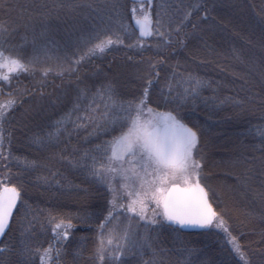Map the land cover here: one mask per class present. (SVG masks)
Listing matches in <instances>:
<instances>
[{"label": "snow or ice", "instance_id": "obj_1", "mask_svg": "<svg viewBox=\"0 0 264 264\" xmlns=\"http://www.w3.org/2000/svg\"><path fill=\"white\" fill-rule=\"evenodd\" d=\"M80 7L91 8L92 5H81L74 0L57 3L43 13L44 20L54 14L58 16L61 9L73 12ZM110 7L114 15L108 17L109 22H101L87 37H81L76 42V52L71 56L58 55L55 41L51 40L41 50L43 60L36 52L27 59L21 52L14 54L5 46L9 30L6 25L0 24V41H3L0 43V238L11 232L17 217L28 219L31 215L29 228L26 229L30 231L34 222L40 221L41 214H44L43 221L50 227L52 242L46 248L34 250L26 246L25 264H33L36 255L40 264H61L75 225L71 215L51 210L45 214L44 209L35 211L29 203L23 176L28 169L37 167L36 161H25L23 171L14 172L11 167L15 157L11 151L13 132L10 130V114L21 103L20 97L12 90V81L21 74L34 75L37 72L41 73V83L52 72L60 77L67 74L69 79L76 74L77 92L71 108L46 133L34 134L31 142L41 148L64 143L67 150L72 137H79L82 131L87 133L85 140L101 134L107 137L83 151L73 146L70 156L57 154L72 168L83 170L88 177L104 185L110 194L107 214L95 224L96 240L89 257L94 264H127L126 257L129 255L142 256L145 248L153 249L150 231L165 227L174 231L191 228L222 232L236 258L235 264H254L248 248L232 231L225 209L214 206V190L203 179L206 154L200 147V135L198 130L184 122L181 115L185 107L191 105L195 108L200 102L207 105L210 101L219 100L216 107L226 103H244L230 96L220 100L216 95L220 82H215L214 86L213 81L184 68L178 58L187 52V41L191 37L204 32L205 26L213 27L210 21L216 19L212 15L215 5L209 6L196 0L190 5L177 4L175 11L170 12L172 5L160 3L154 14L153 0H133L128 10L131 23L127 22L123 5ZM181 9L182 14L177 19L176 12ZM0 10H11L8 0H0ZM200 11L203 16L198 15L193 21V14ZM258 15L262 31L261 47L264 48V9ZM189 24L192 31H188ZM150 39L153 42L149 43ZM201 39L208 55H212L214 50L203 36ZM121 46L140 52L147 46L156 51V58L148 59L151 71L144 78L140 94L130 99L122 98L111 81L99 86H81L80 66ZM233 53L239 59L236 49ZM128 58L132 59L131 56ZM170 58L175 59V64L169 63ZM194 58L200 59L201 63L211 62ZM162 65L170 69V74L165 76L163 86L153 99V90L161 82L159 67ZM205 90H211L213 95L205 96ZM260 102L264 104V98ZM258 131L264 138V129ZM261 150L264 163V146ZM56 175L52 173L53 179ZM37 179L44 185L53 182L48 176ZM236 179L239 181L240 177ZM55 183L60 184V181L55 180ZM260 198L264 201V192L260 193ZM44 222H41L42 228ZM141 228L143 236L140 235ZM260 239L264 243V232L260 234ZM10 250L5 245L0 247V254ZM258 251L259 264H264V248ZM153 257L146 264H166L155 249ZM0 264L4 262L0 261ZM184 264H191V260Z\"/></svg>", "mask_w": 264, "mask_h": 264}, {"label": "trees", "instance_id": "obj_2", "mask_svg": "<svg viewBox=\"0 0 264 264\" xmlns=\"http://www.w3.org/2000/svg\"><path fill=\"white\" fill-rule=\"evenodd\" d=\"M102 1L74 0L81 5L91 4L90 10L96 9V4ZM109 1L113 2V0ZM216 1L204 0L203 3L211 6ZM67 2L69 0H8L11 10H0V24L6 25L9 30L5 46L15 53H23L26 59L28 58L26 52L31 54L36 52L43 60L41 50L44 46L48 45L50 40L55 41L54 38L62 33V28L69 32L72 23L86 15L88 7H80L73 12L61 9L58 16L54 14L47 21L44 20L43 13L48 12L53 5ZM218 2L224 5L212 12L216 17L215 20L210 21L213 27L205 26L204 32L191 37L187 41V52L178 58L184 68L213 81L214 86L215 82L219 81L221 87L216 95L220 100L230 96L241 99L244 103L242 105L226 103L216 107L219 100L210 101L207 105L200 102L195 108L191 105L185 107L181 115L188 126L198 130L200 146L206 154L205 168L215 174L220 189L216 207L225 209V216L232 231L248 248L254 264H259L258 249L264 248V243L260 239V234L264 232V201L260 198V193L264 192V163H262L261 150L264 146V138L258 131L264 129V104L260 102L264 98V48L261 47L262 31L258 13L264 9V0H218ZM226 2L231 4L226 5ZM43 5L48 7H42ZM111 5L113 4L108 5V8L100 9L107 18L113 15ZM198 15L203 16V12L193 15V21ZM55 18L58 23H55ZM188 31H192L191 24L188 26ZM42 32L45 35L42 36ZM201 36L214 50L212 55H208ZM70 44L71 40L65 42V53L69 52ZM56 48L58 54L60 47L56 45ZM125 49L122 46L113 48L112 51L115 53H109L108 57L111 59L109 58V63L103 65L91 59L89 63L87 62L90 69L85 72L93 71L97 67L104 71L103 69L109 67L110 62L116 57L125 59L126 56H131L130 60L138 62L134 63L137 66L142 65L149 57L156 58V51L152 49L143 51L140 55ZM233 49L237 50L239 59L233 53ZM194 57L211 62L201 63L200 59ZM183 59H186L185 63L182 62ZM175 62V59L170 58L169 63L175 64ZM159 70L160 85L163 86L164 78L170 74V69L162 65ZM82 72L84 68L80 69L78 75L81 76ZM21 76L12 84V90L20 97L21 103L10 114V130L16 133L13 134L11 150L15 148L13 152L15 151L16 159L23 160L24 157V161L37 162V167L28 169L25 172L26 177L23 178L27 192H30L31 204L35 211L44 209L45 214L51 210L72 216L75 227L72 230L73 235L66 244L61 264H94L89 257L96 240L95 224L102 215L107 214L110 194L104 185L88 177L83 170L72 168L67 160L59 159L57 154L70 156L73 146L83 151L107 137L101 134L99 137H89L85 140L87 133L82 131L79 137H72L71 145H68L67 150L64 143L47 148L34 145L31 137L36 133H46L69 109L67 98L58 108L48 113L38 112L29 115L24 119L26 129L24 128L21 134L17 133L18 131L13 129V122L20 124L23 113L21 110L26 103L29 104L30 99H35L36 103L40 99H49L51 90H54L50 101L57 102L58 92H63L66 83L71 81L77 83L75 77L71 79L67 75L60 77L55 72L50 73L43 83L39 72L34 75L21 74ZM95 76L99 78V75ZM203 94L208 97L213 95L211 90H205ZM73 97L71 94L68 101L72 103ZM19 138L21 142L14 147L16 143L14 139L19 140ZM54 156L56 158H53ZM52 173H57L54 179ZM40 176H48L53 182L51 185H44L37 179ZM236 177H240V180L238 181ZM55 180H59L60 184H56ZM43 216L44 214H41L40 221L34 222V227L30 231L26 229L29 228L31 217L15 219L11 232L5 238L10 242L9 264H25L26 246L34 250L38 247L46 248L52 242L50 227L43 221ZM41 222H44L43 228ZM163 229L167 233L173 231L178 237L177 241L169 243L167 242L169 238L159 236L157 242L152 243L153 249L160 254V258L166 264H184L189 259L191 264H235L236 258L230 252V245L226 243L223 233L213 237L214 233L211 232L183 234L168 227ZM153 249L145 248L142 256L129 255L126 257L127 264H146L152 261ZM77 252L80 254L76 255ZM33 264H40L39 259L34 260Z\"/></svg>", "mask_w": 264, "mask_h": 264}, {"label": "rangeland", "instance_id": "obj_3", "mask_svg": "<svg viewBox=\"0 0 264 264\" xmlns=\"http://www.w3.org/2000/svg\"><path fill=\"white\" fill-rule=\"evenodd\" d=\"M223 1V0H221ZM196 0H153V13L155 14V12L158 10L157 9V5H159L160 3H165V4H169L172 5L173 7L171 9H169V11H175V6L177 4L180 5H190L192 3H195ZM201 2L203 3L204 0H201ZM133 0H113L109 1V0H103L102 2H100V4H96V9H91L88 8L86 15L80 17V19H77L74 23H72V25L70 26V31L66 32L67 30H63L64 28H62V33L60 35H58L57 37L54 38L56 45H58L60 47V52H58V55H69L71 56L74 52H76V42L80 40L81 37H87V35L92 32L97 25L101 24V22L103 23H108V18L105 17V15L102 14V12H100V9L102 10V8H108V5L110 4H115V5H123V11L125 12V14L127 15L128 19L127 22L131 23V17H130V12L128 11L131 6H132ZM213 5H215V7L217 8H213L212 12L214 13V11L218 10L220 7H222L223 5L220 4V2H218V0L214 3H212ZM231 3H227L226 5H230ZM104 13V12H103ZM182 14V9L180 12H176V17L177 19H179V16ZM196 13H194L193 15H195ZM114 15V13H113ZM55 23H58L57 18H55ZM175 25H173L174 27ZM196 38V37H195ZM194 38V39H195ZM71 40V44H70V50L68 53L64 52V47H65V42H69ZM153 42L151 39L149 41V43ZM125 48V47H124ZM154 50V48H150V47H145V49L143 51H147V50ZM12 51V50H10ZM125 51H130L131 53L140 55V51L136 50V49H129L126 48ZM13 53H15V51H12ZM109 53H115L114 51L110 50L108 53H106L104 56L100 57H94L92 58L95 61L100 62L102 65L109 63V58L108 54ZM118 53V52H116ZM27 57L29 58L32 54L31 53H27L26 52ZM119 55V54H118ZM111 59V58H110ZM138 61V60H137ZM182 62H186V59H183ZM52 63V62H49ZM89 63V62H88ZM134 63H138V62H134L132 60H130L128 58V56H126L125 59H120L118 57H116L113 61L110 62L109 67H106L105 69H103L104 71H102L100 69V67H97L95 70L93 71H89V72H85L86 70L90 69L89 66H87V62L84 63L83 65H81L80 67L84 68V72H82L81 74V80L79 81V83L81 84V86H83V84H88V85H96L99 86L101 83L107 82V81H111L113 83V85L115 86V89L117 91V93L125 99H130L138 94H140V92L142 91V88L144 86V78L147 76V74L151 71V69L148 67V59L142 64V65H134ZM54 66V64H53ZM80 68V69H82ZM100 71V72H98ZM102 73V74H98V73ZM97 73V74H96ZM39 75V74H38ZM67 75V74H66ZM65 75V76H66ZM95 75H99V78L96 77ZM68 76V75H67ZM95 76V77H94ZM22 77L21 75L19 76V78ZM76 77V74H73L71 78ZM26 77H23V79H25ZM16 79L18 78H14L12 81V84L14 82H16ZM41 79V76H40ZM56 80V79H55ZM77 83L76 82H68V84L66 83L64 85V89L66 90L64 92L59 93L58 92V97H57V102L55 101H50V98L54 92V90H51V95L50 98L46 99V100H42L40 99L38 103H36V101H34L35 99L31 100L29 104L27 105V103L24 105V107L22 108L21 112L22 116L20 118V124L19 123H15L13 122V129L17 130L19 134H21L24 131V128L26 129V125H25V118H28L29 115H34L38 112H45L48 113L50 111H52L55 108H58L61 104H63V101H66L65 98H67V106H69V108H71V101H68L71 98V94H73V100L76 96V92H77V87H76ZM13 86V85H12ZM162 87V84L157 85V87L153 90V99H155L158 95L159 92V88ZM6 91L8 90L7 88L5 89ZM37 96V95H34ZM34 105V106H33ZM57 106V107H55ZM161 107H163V105H161ZM20 112V113H21ZM23 120V121H22ZM16 134V133H13ZM15 140V146L18 144V142H21L20 138L18 139H14ZM201 147V146H200ZM21 148V147H19ZM17 148V149H19ZM15 148H13L12 154L15 157V151L13 152ZM203 151V148H201ZM204 152V151H203ZM23 160H19L18 158L13 159L11 162V167L13 169V171H22L23 169V165H24V160L25 158L22 157ZM21 165V166H20ZM22 167V169L20 168ZM26 177V174L23 176V178ZM204 181L210 185L212 187V189L214 190L213 193V197L214 200L217 201L219 196H220V189L219 186L217 184V180L215 177L214 172H211L209 170H207L205 168V176H204ZM30 196V192H27V199L29 201V203H32ZM32 205V204H31ZM216 206V205H214ZM29 217H31V215H29ZM27 222V220L25 221V223ZM154 232H149V236L151 237V241L152 243H156L157 239L159 236L164 237L166 236L167 238H169V240L167 242L169 243H173L175 241L178 240V237L175 236V234H173V231H169L171 233H167V231L165 229H154ZM166 231V232H165ZM180 231V230H178ZM181 232V231H180ZM183 234H187L184 232H181ZM211 233H214L213 237H218L221 235L222 232H218L216 230H213ZM140 235L143 236L144 235V230L143 228L140 229ZM6 238V237H5ZM5 245H7L10 248V242L7 241V239H4V241H2L0 243V247H4ZM10 251H8L7 253L4 254H0V261H3L4 264H9V259L10 257ZM138 255V254H137ZM39 256L36 255V257H34V260H38Z\"/></svg>", "mask_w": 264, "mask_h": 264}, {"label": "water", "instance_id": "obj_4", "mask_svg": "<svg viewBox=\"0 0 264 264\" xmlns=\"http://www.w3.org/2000/svg\"><path fill=\"white\" fill-rule=\"evenodd\" d=\"M182 232H184V233H203V232H207V231H205V230H201V229H184V230H181ZM3 239V237L2 238H0V241Z\"/></svg>", "mask_w": 264, "mask_h": 264}]
</instances>
